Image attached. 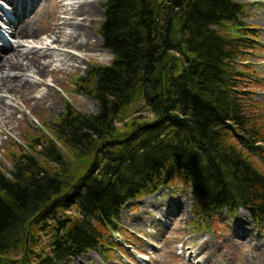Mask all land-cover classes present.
<instances>
[{"label":"trees","instance_id":"obj_1","mask_svg":"<svg viewBox=\"0 0 264 264\" xmlns=\"http://www.w3.org/2000/svg\"><path fill=\"white\" fill-rule=\"evenodd\" d=\"M104 7L100 36L112 61L73 83L96 114L69 102L47 131L16 146L12 170L0 167V264H60L107 250L128 202L178 182L198 200L204 224L240 209L264 223V121L244 87L253 49L240 20L246 7Z\"/></svg>","mask_w":264,"mask_h":264},{"label":"rangeland","instance_id":"obj_2","mask_svg":"<svg viewBox=\"0 0 264 264\" xmlns=\"http://www.w3.org/2000/svg\"><path fill=\"white\" fill-rule=\"evenodd\" d=\"M89 1H92L90 10L78 11L74 19L84 21L78 41H88L84 39L88 34L93 41L92 50H77L71 46L61 48L67 54L77 57L81 65L79 68H73L57 64L49 69V74L44 78L47 86L39 88L34 96L40 97L51 88L58 96L52 105L35 107L19 105L20 111L16 113L13 133L5 134L0 129V167L12 170L9 158L17 151L16 146L23 142L28 143V136L33 135L38 129L47 131L51 123L64 112L69 102L81 113L96 114V103L88 96L77 95L76 86L73 85L77 78L86 76L94 65L105 66L112 61V55L103 49V40L100 36L106 0L85 2ZM234 1L246 7L240 20L254 36V39L253 36H248L249 45H252L253 49L244 55L247 60L243 65L244 87L256 101L259 116L264 121V0ZM5 4L0 0L1 7L10 8ZM41 4L43 5L37 11L39 17L35 21L40 30L36 43H51L52 39L49 37L53 35L49 29L61 21L59 18L63 19L69 15L64 14L67 8L55 5H62L59 0H44ZM0 16H3L1 11ZM1 27L0 31L5 34L6 26ZM70 31L71 29L67 28L64 33ZM94 35L101 39L102 45L97 43ZM61 38L64 40L65 34ZM36 43L24 42V46L39 45ZM8 44L16 47L18 45L9 30L6 40H0V46ZM4 122L7 121L2 123ZM198 205L199 202L191 189L182 182L173 187H163L154 195L132 200L120 213L119 231L115 235L120 245L109 246V249L104 251H87L81 257L71 258L64 264H189L188 260L192 254L195 257L192 262L197 264L202 261V256L198 257L196 249L187 255V249L198 244H205L204 252L208 248L212 250L214 253L211 254L212 258L217 264H256V258L264 261V251L255 250L251 244L237 243L245 242L243 239L231 240L235 227L242 225L244 228L241 229L245 236L248 239L252 237L249 241H261L263 245L264 223H257L247 211L240 209L234 213L227 210L219 212L212 222L204 224L205 221L196 217ZM262 248L264 249V246Z\"/></svg>","mask_w":264,"mask_h":264},{"label":"bare ground","instance_id":"obj_3","mask_svg":"<svg viewBox=\"0 0 264 264\" xmlns=\"http://www.w3.org/2000/svg\"><path fill=\"white\" fill-rule=\"evenodd\" d=\"M8 5L12 6V11L4 14L6 19H0V25H5L11 32V35L17 40V47L11 44L0 46V129L2 133H13L14 121L16 120V113L20 111L19 105L26 107L52 105L58 96L49 88V91L42 94L40 97L34 96L39 88L47 86L44 78L49 74V69L52 66L61 64L63 67L79 68L77 57L67 54L61 48L71 46L77 50L85 51L93 48V41L91 37L86 34L84 39L88 41L79 42V36L83 20L80 22L75 20L77 12L90 10V3L86 0H59L62 4H55L57 7L67 8L64 14L69 17H64L60 22L55 23L49 30L52 31L53 37L51 43H36L39 37V26H36L35 21L38 19V10L43 5L44 0H4ZM21 4V6H20ZM264 23V22H263ZM70 28L71 31L64 33V30ZM65 34V39L61 38ZM84 35V34H83ZM99 45H102L101 39L94 35ZM82 39V40H84ZM0 40L4 41V37L0 34ZM90 41V42H89ZM24 42H33L39 45L33 47H25ZM259 43V42H258ZM257 43V44H258ZM260 45V44H259ZM11 102H8V100ZM16 104L17 106H15ZM3 121H7L2 123ZM167 215L169 213L167 212ZM242 217H240L241 219ZM242 226V225H241ZM237 225L233 230L231 240L243 239L237 243H246L254 245V249L263 252L261 241H254L250 237L245 236L241 227ZM248 239V240H247ZM204 245H195L191 248L196 249L198 257L202 256V261L197 264H217L212 258L214 254L210 248L204 252ZM190 251V249H188ZM256 264H264V261L256 258ZM193 264L192 260L188 261Z\"/></svg>","mask_w":264,"mask_h":264}]
</instances>
